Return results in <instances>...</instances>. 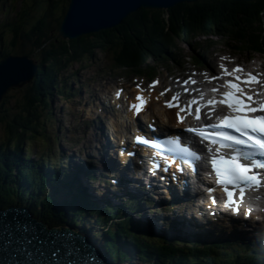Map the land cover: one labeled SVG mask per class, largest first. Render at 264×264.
<instances>
[{"label": "trees", "instance_id": "obj_1", "mask_svg": "<svg viewBox=\"0 0 264 264\" xmlns=\"http://www.w3.org/2000/svg\"><path fill=\"white\" fill-rule=\"evenodd\" d=\"M67 1L22 0L20 8L0 19V57L8 53H26L38 60V68L28 83L27 93L21 95L20 99L9 101L4 98L0 102V119L5 125L4 135L0 137V203H29L33 213L45 221L51 217L68 218L63 205L47 195L45 183L40 182L46 177H41L32 165H24L21 169L30 186L41 194L23 197V191L27 193V189L24 186L19 189L13 181L16 179L14 154L21 148L29 150L28 140L33 142L40 139L48 149L55 141L53 132L48 128L52 116L49 98L55 92L59 95L75 92L66 86L65 76L68 75L64 76V73L69 64L81 62L92 56L95 49H101L113 60L111 68H124L126 72L150 78L156 74L162 62L174 60L171 50L176 49V40L194 44L192 40L196 35L210 33L224 36L229 41L228 45L237 51L264 52V29L260 25L234 24L239 21L236 15L244 18L245 9L254 14L264 13V0H261L260 9L255 4L257 2L233 3L228 0L180 3L168 9L140 8L113 27L72 39L61 38L56 34ZM210 42L207 38L206 45H210ZM192 56L198 63L203 62L200 52H194ZM146 58H151L153 64L148 65ZM36 135L39 137L35 138ZM18 176L21 175L18 173ZM82 212H75V222H79ZM110 216L113 217L114 213H110ZM111 217L101 216L99 221H110ZM129 227V221L124 219L108 231L110 239L105 241V248L115 261L127 257L115 242L118 235L130 241L132 237L140 246L137 256L153 264H245L241 260L244 256L232 252L215 254L208 259L197 252L187 253L177 245L150 243L144 238H137ZM247 258L253 264H264L260 257L249 255ZM245 262L252 264L249 260Z\"/></svg>", "mask_w": 264, "mask_h": 264}, {"label": "rangeland", "instance_id": "obj_2", "mask_svg": "<svg viewBox=\"0 0 264 264\" xmlns=\"http://www.w3.org/2000/svg\"><path fill=\"white\" fill-rule=\"evenodd\" d=\"M7 3H11L14 9L20 5V0H8ZM1 15H4L3 11H0ZM207 38L211 41V45L208 47H206ZM192 41L197 49L192 48L193 44H187L181 39L174 42L177 46L171 52H175L173 56L180 62L177 63L169 59L165 61L166 63H163L165 67H158V78L155 80L158 83L160 81L161 88L166 87V83L173 80V76L178 75L181 71L186 75L194 74L195 70H209L208 66H203L193 58V52L197 51L206 53L208 59L213 63H217V60L223 56L242 64L251 65L254 63L257 66L259 64L261 65L260 70L264 72V53H251L244 50L237 51L233 46L228 45L229 41L224 36L196 35ZM29 47L31 48V46ZM112 61L110 55L105 54L101 49H95L92 56L84 58L81 62H73L68 65L66 73H69V70L72 73L67 81L72 82L73 87L78 91L73 95H63V97L53 96L50 99V105L53 107L52 112L54 114L50 120L53 130L56 126L58 127V124H61L63 126V133L65 129L71 134H68L69 136L74 137V140L81 139V129L85 130L86 125L84 122L85 114L89 113L88 109H91L92 112L96 110V106H98L97 97L113 103L112 95L115 92H119L122 97L124 95H131L139 85H144L149 91L150 85L153 82H148L150 78L134 79L133 77L136 76L131 75L130 72H125L126 69L124 68H111L110 64H112ZM147 63L151 64L150 59H147ZM211 66L215 69L214 64H211ZM194 68L196 69L194 70ZM24 85L23 87L15 86L10 88L4 98L9 101L20 99L21 95L27 93L28 82ZM150 107H152V110L156 107L155 101L150 103ZM100 117L102 120L106 119L103 115ZM4 126V121L0 119V137L4 135ZM73 128H77L76 133L75 131L70 132ZM36 144L39 145L37 150L41 149L40 144L38 142ZM66 144L71 147L73 146L71 142H66Z\"/></svg>", "mask_w": 264, "mask_h": 264}, {"label": "snow or ice", "instance_id": "obj_3", "mask_svg": "<svg viewBox=\"0 0 264 264\" xmlns=\"http://www.w3.org/2000/svg\"><path fill=\"white\" fill-rule=\"evenodd\" d=\"M223 68V66H222ZM243 70L237 66L232 69V73H242ZM224 74L228 75L227 70ZM156 82L153 81V84ZM187 83V81L185 82ZM258 74L246 73L244 75H233L231 80H225V87L228 89L222 93L223 99L219 103L224 104L230 110L229 115L223 117L219 124L208 125L200 130L187 129L203 139H209L213 144H219L231 149L228 158L217 156L211 159V167L216 176V183L223 186L226 196L225 206L231 207L234 213L239 212V204L243 202L246 191L261 187L264 183V176L254 169H264V159H256L257 156L264 157V100H257L255 97L259 95V91L255 96L251 92H245L242 85L260 84ZM139 87V86H138ZM151 87V86H150ZM164 91H167L165 89ZM216 91V89H213ZM119 95V92H117ZM163 95V92L161 93ZM137 103L130 105L135 113H139L143 109V105L147 102L145 98L138 94L135 97ZM172 100L177 97L173 96ZM211 103V102H210ZM167 106L172 107L171 101H166ZM184 109H181L183 111ZM197 118H199L200 108L196 109ZM178 119H182L177 113ZM211 129V135L207 134V130ZM231 129L232 132L238 133L234 135L226 131ZM137 142L144 144H153L142 136H137ZM169 144L174 145L169 151H178L190 158L189 163L198 161L199 156L196 151L188 146H181L177 139H169ZM242 161H246L244 163ZM212 189H209L211 192ZM213 202H215L213 200ZM250 209L245 210V216L250 214ZM7 231V229H5ZM12 234L9 232V236ZM26 239V238H21ZM7 242H10L7 241ZM55 252L53 253V257ZM37 264H61L59 261L47 260L38 261ZM67 264H72L71 260Z\"/></svg>", "mask_w": 264, "mask_h": 264}, {"label": "water", "instance_id": "obj_4", "mask_svg": "<svg viewBox=\"0 0 264 264\" xmlns=\"http://www.w3.org/2000/svg\"><path fill=\"white\" fill-rule=\"evenodd\" d=\"M204 1L210 0H68L67 8L59 24L57 34L61 37L72 39L83 34L113 27L120 23L124 17L140 8L168 9L180 3H201ZM228 1L233 3H243L244 1L257 2L255 4L258 9L261 7V0ZM262 7H264V3H262ZM243 13L244 18L236 15V19L239 21L234 24H255L260 25L264 29L263 12L254 14L252 11L245 9ZM212 35L215 34L210 33L204 36ZM35 71L36 62L32 57L25 54H9L0 59V101L8 88L23 85L33 77ZM40 228L41 237L38 236V238L42 239V245L49 244V240L44 241L46 239L45 235H48V238L52 239V236L57 233L56 230L46 229L44 226ZM39 241L35 243L40 244L41 242Z\"/></svg>", "mask_w": 264, "mask_h": 264}, {"label": "bare ground", "instance_id": "obj_5", "mask_svg": "<svg viewBox=\"0 0 264 264\" xmlns=\"http://www.w3.org/2000/svg\"><path fill=\"white\" fill-rule=\"evenodd\" d=\"M11 20V19H10ZM237 66H239L242 70H243V74H246V73H253V74H258V78H259V80H260V78L263 76L264 77V74L261 72V70H260V68L257 66V65H255L254 63H252L251 65L249 64V66L250 67H248V68H246V66L244 65V64H240V65H237ZM242 74V75H243ZM263 80H264V78H263ZM87 82V81H86ZM156 85V83L155 84H153L151 87L153 88V90L152 91H149L148 93L147 92H145V91H143V97L145 98V100L147 101L145 104H144V107L148 104V102H149V104H150V99H152V100H158V97L160 98V94H157L158 92L155 90V88H154V86ZM252 85H255V84H252ZM251 85V86H252ZM259 85V86H258ZM262 85H264V84H262ZM185 86H189V85H185ZM248 86V88H249V85H247ZM256 86H258L259 88H260V86H261V84H256ZM170 87H168L167 88V91H168V89H169ZM166 88H163V89H161L160 90V92L162 93L163 92V95L164 96H167L166 98H164V100H166L169 96H168V94H167V91H164ZM138 90H140V88L138 89ZM125 96V95H124ZM150 100V101H149ZM113 101H115V99H113ZM174 111H175V108H170V109H166L164 106H156L155 108H154V110H152L151 111V108H150V111H149V117H147V120H149L151 117H159V118H164L165 116L169 119V121L171 122V121H173V116H174ZM124 115L127 117V118H129V119H132V115H131V113L129 112V111H124ZM89 114H92V110L91 109H89ZM157 115V116H156ZM117 116L120 118L121 116H122V114H121V112L119 111V110H117ZM101 118V117H100ZM104 122V120H102L101 119V121L100 122ZM157 123L159 124V127L161 128L162 126H165V123L161 120V119H157ZM103 125H104V123H103ZM106 126L108 127V129L110 130V129H112V130H115L117 127H118V123H116L114 120H111V122H108V124L106 123ZM115 137V138H114ZM113 137V140H114V142H112V145H114V143H116L117 141H116V139H118V137H120V141H122V136H120V135H118V134H116L115 136ZM93 141H96V139L95 138H93ZM107 148H108V145H107ZM107 151H108V149H107ZM122 151H124L123 149H122ZM109 153L113 156V158H114V160H113V158H110V157H108V160H110V159H112V162H111V164H109V166L111 167L112 165H113V162L115 161V163H116V160L117 159H115V157H116V153H114L113 151H109ZM71 162H74V163H76L75 161H72V160H70ZM118 162L121 164H119L118 165V167H117V178H115L117 181H119V176L122 174V171H123V169H125V166L126 165H131V163L130 162H128V161H126L125 159L121 162V161H119L118 160ZM117 164V163H116ZM80 167V166H79ZM135 167L136 168H138L136 165H135ZM100 168H102V167H100ZM104 170H107L106 168H103ZM116 182V181H115ZM148 187L146 188V192H147V196H149V198L152 200V202L154 203L155 202V200H159V197H160V194H156V193H154L153 192V188L150 186V184H148L147 185ZM163 187V186H162ZM143 188L145 189V185L143 186ZM172 195H174L176 198H182V196H183V194H180V195H178V194H175V193H173ZM164 196H161V198H163ZM255 199V197L254 198H252L250 195L249 196H247V200L248 201H252V200H254ZM190 203V202H189ZM169 204L171 205V208H172V210L175 208L174 206H172V204L169 202ZM206 204V203H205ZM253 205H254V203H253ZM168 206V203H161V207L165 210V208ZM244 208H246V207H244ZM219 212V211H218ZM250 217L252 218H256V219H264V210H260V209H256L255 211H253V212H251L250 213ZM190 219L191 220H193V221H195L196 222V216H195V214L193 215V216H190ZM192 223H194V222H192ZM157 225H159V224H157ZM198 225H199V223H198ZM260 226H264V225H261V224H258V225H255V224H253V223H248V224H246V225H244V226H241V228H244V233L246 234V235H251V234H253V232L255 231V232H257L259 229H257V228H259ZM159 227H160V225H159ZM155 228H156V226H155ZM154 229V228H153ZM180 229L182 230V228L180 227ZM257 229V230H256ZM182 232V231H181ZM254 232V233H255ZM101 238V237H100ZM101 240H102V238H101ZM149 253L150 252H148V255H149Z\"/></svg>", "mask_w": 264, "mask_h": 264}]
</instances>
